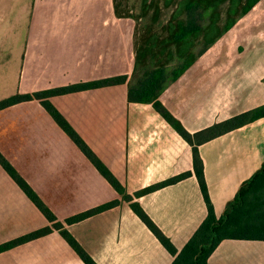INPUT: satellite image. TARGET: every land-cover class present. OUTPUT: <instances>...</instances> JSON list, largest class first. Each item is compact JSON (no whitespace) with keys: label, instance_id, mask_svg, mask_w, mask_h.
Returning a JSON list of instances; mask_svg holds the SVG:
<instances>
[{"label":"crops","instance_id":"crops-1","mask_svg":"<svg viewBox=\"0 0 264 264\" xmlns=\"http://www.w3.org/2000/svg\"><path fill=\"white\" fill-rule=\"evenodd\" d=\"M135 21L113 0H0V102L128 75L129 83L54 96L51 104L122 185L99 173L40 100L0 110V153L57 220L115 203L69 233L97 264H172L131 208L137 202L182 250L207 218L193 147L152 104L128 98ZM191 134L264 105V0L161 94ZM218 218L264 163V117L199 146ZM185 179L137 197L181 174ZM126 197L133 200L128 201ZM52 227L0 165V246ZM0 264H85L59 231L0 253ZM208 264H264V241L224 240Z\"/></svg>","mask_w":264,"mask_h":264},{"label":"trees","instance_id":"trees-1","mask_svg":"<svg viewBox=\"0 0 264 264\" xmlns=\"http://www.w3.org/2000/svg\"><path fill=\"white\" fill-rule=\"evenodd\" d=\"M114 1L115 14L118 18H131L122 15ZM262 0H158L164 8L173 9L162 34L155 32L137 46L134 41L135 68L133 77L140 65L147 66V59H157L154 68L147 70L136 86L129 87L128 98L131 103L152 104L155 110L193 147L194 172L207 205L208 215L195 234L182 250H178L146 214L142 207L134 202L132 210L155 235L165 249L174 257L172 264H208V260L224 240L264 241V163L262 167L245 181L236 197L230 201L222 217L218 218L211 203L204 177V164L199 154V146L219 135L239 128L247 123L264 117V105L236 116L228 121L216 124L202 132L191 134L161 103V94L170 84L178 81L191 68L197 59L203 56L223 36ZM160 7L156 5L154 20L160 22ZM171 63L174 66H171ZM129 83V76H117L102 81H92L67 87L48 90L41 93L16 95L0 102V110L21 102L40 100L59 127L71 138L80 151L91 161L99 173L115 188L125 195L120 182L96 156L86 142L79 136L65 117L51 104L49 99L75 92L111 87ZM0 165L15 181L24 194L33 202L52 224L19 239L0 246V253L20 244L43 237L57 230L69 246L85 264H97L83 249L78 241L66 229V225L80 222L97 213L110 209L115 203L90 210L66 220V225L57 220L51 210L43 203L31 186L18 174L15 168L0 153ZM191 173L181 174L165 183L152 186L139 193L137 197L150 193L166 185L175 184ZM132 201L131 197H126Z\"/></svg>","mask_w":264,"mask_h":264},{"label":"rangeland","instance_id":"rangeland-1","mask_svg":"<svg viewBox=\"0 0 264 264\" xmlns=\"http://www.w3.org/2000/svg\"><path fill=\"white\" fill-rule=\"evenodd\" d=\"M119 12L122 15L133 17L135 21L134 41L137 46H143V42L150 38L155 32L162 34V28L169 19L173 9L164 8L158 0H116ZM156 5L160 7V22L154 20ZM157 59H147V66L140 65L138 72L131 78L130 86H136L138 81L143 78L147 70L154 68ZM171 66L174 64L171 63Z\"/></svg>","mask_w":264,"mask_h":264}]
</instances>
